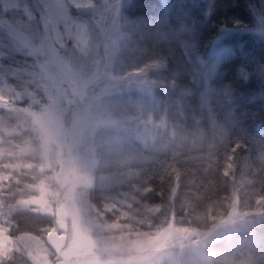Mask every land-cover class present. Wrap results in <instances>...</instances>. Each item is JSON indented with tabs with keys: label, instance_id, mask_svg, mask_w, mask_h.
Wrapping results in <instances>:
<instances>
[{
	"label": "rangeland",
	"instance_id": "1",
	"mask_svg": "<svg viewBox=\"0 0 264 264\" xmlns=\"http://www.w3.org/2000/svg\"><path fill=\"white\" fill-rule=\"evenodd\" d=\"M159 1L164 18L173 20L180 11V4L204 2ZM99 2L102 18L97 27L101 29L108 11L110 23L106 28L110 29L115 23L119 37L127 33L130 28L127 13L134 8L135 0H125L123 7L120 0H108L106 5L105 0ZM164 5L169 7L164 8ZM189 11L195 13L193 20L203 12L200 9ZM258 16L259 19H254L256 32L250 37L244 40L227 37L220 42L218 66L235 47L245 58L248 53L257 64H264V14ZM114 42H107L112 44L108 70L115 75L128 73L137 66L131 55L130 41L123 40L118 45ZM102 43L106 44L93 36L84 56L77 53L73 58L74 69L65 63L35 77V83L45 92L40 90L41 100L46 98L48 102L41 110L35 107V98L38 99L35 91L29 94L27 87L21 89L11 83L0 85V131L19 135L17 141L14 137L11 139L18 142L15 145L19 149L6 159L5 172H0V263L233 264L229 259L233 258L232 254L240 257L254 246L252 237L234 226L228 229L224 242L215 238L204 242L200 248L181 249L174 256H160L158 260L157 254L148 252L123 259L134 246L121 248L119 242L125 244L134 237L135 231L141 241L150 238L152 233L151 219L143 216V206L133 197L144 166L170 147H183L184 136L195 139L197 150L204 151L208 146L216 153L219 147L233 141L238 123L231 108L221 109L211 104V111L198 112L194 125L190 129L185 127L184 136L181 132L174 137L165 135L146 140L144 130L133 127L121 130L106 125L101 121L106 114L135 119L142 112L153 111L154 103L142 94L124 93L120 88L108 89L98 98L89 94L87 82L77 75H86L99 61ZM251 66L257 68L256 64ZM261 76L264 84V75ZM257 97L264 101V86ZM20 117L25 121L30 119L31 123L24 126ZM3 139L0 134V141ZM251 157L256 167H263L264 147H256ZM0 159L4 160L1 149ZM243 175L247 185L253 183L250 177ZM9 189L16 193L11 201L4 198ZM17 211L21 214L19 219L15 218ZM41 223L44 224L41 226ZM127 225L130 238L124 232ZM188 225L202 230L200 224ZM49 231L68 235V245L59 255L46 243Z\"/></svg>",
	"mask_w": 264,
	"mask_h": 264
},
{
	"label": "trees",
	"instance_id": "2",
	"mask_svg": "<svg viewBox=\"0 0 264 264\" xmlns=\"http://www.w3.org/2000/svg\"><path fill=\"white\" fill-rule=\"evenodd\" d=\"M232 2L236 3V7H218L209 25L199 19L203 12L196 16L195 20L201 25L197 40L200 41L202 53L210 50L204 45L218 35V27L212 24L219 25L228 17L240 18L252 30L226 36L221 42L227 37L244 40L256 32L254 19H259V12L248 9L249 0H217L218 5H229ZM161 11L159 0H135L134 8L127 13L130 28L127 33L118 36L114 44L118 45L123 40L130 41L131 55L137 62L134 69L121 75L110 72L108 57L112 44L106 42L102 43L99 61L91 71L84 76L77 75L87 82L89 94H95L97 98L113 88L149 98L154 103L150 113L142 112L135 119H121L109 113L101 120L121 130L130 127L144 130L148 138L146 140H155L165 135L174 137L181 132L184 136L185 127L190 129L194 125V118L198 116L197 113L185 112L182 118H178L171 107L175 97L166 85L173 64L167 57V45L155 38L157 31L163 27L159 23ZM108 15L106 11L101 29H106L107 23H110ZM164 19L168 23L174 21L171 18ZM153 56L160 60V68L148 67ZM246 63L241 50L235 47L231 55L221 61L218 69L226 73L228 79L234 80L235 68ZM245 71L249 73L248 80L236 83L237 100L231 108L238 123V130L231 143L219 147L218 152L213 153L208 146H205L204 151L197 150L195 139L184 136L181 140L183 147H170L140 172V183L133 197L137 204L143 206V216L151 219L152 233L147 240H138L136 231L134 237L130 238V227L127 225L124 232L130 240L125 241V244L119 242L118 245L125 249L134 246V249L123 259H132L148 252L157 254L158 260L160 256H174L181 249L200 248L204 242H212L215 238L224 242L227 232L211 236L208 233L221 219H226L235 220L233 226L243 229L254 241L253 248L244 251V255L237 257L232 254L233 258L229 259L233 264H264V166L256 167L251 157L256 147H264V101L257 97L264 84L263 77L251 64L246 65ZM177 83L184 87L182 81L178 80ZM38 86L34 83L27 88L29 94L36 92L38 99L35 98V107L41 110L48 102L46 98L41 100V91L45 92ZM68 109H71V105ZM22 120L24 126L31 123L30 119ZM0 134L4 137L0 141L4 159H0V172H5L6 159L19 149L15 145L19 135L10 131H0ZM13 137L16 141L11 140ZM243 174L250 177L253 183L247 185ZM13 197H16V193L12 189L4 196L9 201ZM15 214V218H21L19 211ZM188 224H200L202 230H196Z\"/></svg>",
	"mask_w": 264,
	"mask_h": 264
},
{
	"label": "snow or ice",
	"instance_id": "3",
	"mask_svg": "<svg viewBox=\"0 0 264 264\" xmlns=\"http://www.w3.org/2000/svg\"><path fill=\"white\" fill-rule=\"evenodd\" d=\"M124 4L125 0H120L121 7ZM218 7H236V3L218 5L217 0H204L201 4H180V11L171 23L161 13L159 23L163 27L155 38L167 45V57L173 64L166 87L175 97L171 107L178 118L185 112L211 111V104L221 109L233 108L237 100L236 83L248 80L247 64H256V71L264 75V64H257L248 53L245 54L247 63L235 68L234 80L218 69L221 57L217 49L221 40L252 30L236 16L222 20L219 25L212 24L218 27V35L204 45L210 50L201 53L197 40L201 25L193 20L195 13L189 10H203L199 19L209 25ZM247 7L264 14V0H249ZM101 8L99 0L87 3L83 0H0V85L11 83L21 89L33 86L35 77L45 70L71 64L77 53L83 57L93 36L97 41L114 42L119 36L115 23L110 29L97 27L102 18ZM148 67L160 68V60L151 57ZM234 224L235 220L221 219L208 235H223Z\"/></svg>",
	"mask_w": 264,
	"mask_h": 264
},
{
	"label": "water",
	"instance_id": "4",
	"mask_svg": "<svg viewBox=\"0 0 264 264\" xmlns=\"http://www.w3.org/2000/svg\"><path fill=\"white\" fill-rule=\"evenodd\" d=\"M68 241V235L64 233L49 231L46 235L47 245L57 255H59L62 250L67 246Z\"/></svg>",
	"mask_w": 264,
	"mask_h": 264
}]
</instances>
